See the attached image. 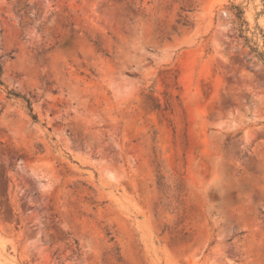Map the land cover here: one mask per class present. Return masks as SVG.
Segmentation results:
<instances>
[{
    "label": "rangeland",
    "instance_id": "374dc122",
    "mask_svg": "<svg viewBox=\"0 0 264 264\" xmlns=\"http://www.w3.org/2000/svg\"><path fill=\"white\" fill-rule=\"evenodd\" d=\"M250 48L264 0H0V264H264Z\"/></svg>",
    "mask_w": 264,
    "mask_h": 264
},
{
    "label": "trees",
    "instance_id": "16d2710c",
    "mask_svg": "<svg viewBox=\"0 0 264 264\" xmlns=\"http://www.w3.org/2000/svg\"><path fill=\"white\" fill-rule=\"evenodd\" d=\"M245 42L246 43L248 42V40L246 38H245ZM250 49H251V52L252 53H255L256 56L263 61V67H264V57H262V54L258 53L257 50H256V48H250ZM7 57L10 58V54H7ZM1 73H2V61L0 60V75H1ZM7 95L9 97L14 96V97L22 98L24 100V102L26 103V106H27V108H28V110L30 112V116H31L32 120L33 121H36V117H35V115L32 114V110H31V107H30V102H29L28 99H25L24 97H22V96H20V95H18L16 93H14V92H12V91L7 92Z\"/></svg>",
    "mask_w": 264,
    "mask_h": 264
}]
</instances>
